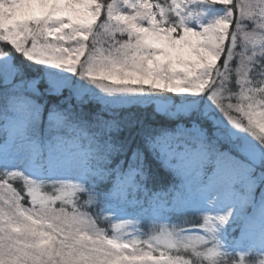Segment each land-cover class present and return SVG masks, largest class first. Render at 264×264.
<instances>
[{"label": "snow or ice", "instance_id": "obj_1", "mask_svg": "<svg viewBox=\"0 0 264 264\" xmlns=\"http://www.w3.org/2000/svg\"><path fill=\"white\" fill-rule=\"evenodd\" d=\"M204 5H222L224 15L205 25L200 22ZM0 42L9 48L8 53L0 51L5 86L0 108V264H188L181 254L188 252L202 264H221L236 254L226 250L224 238L236 213L234 185L264 183V171L255 176L257 167L264 169V0H0ZM17 53L47 69L62 70L41 77H58L61 92L68 79L63 74H76L100 90L95 98L107 109L116 107V101L132 105L162 99L167 102L157 111L188 122L170 129H137L142 147L132 152L127 167L115 162L127 153L117 136L125 126L122 121H102L93 130L88 120L54 107L43 138L42 106L32 98L39 94V83L24 79ZM230 80L239 92L236 103L225 105L222 92L229 91ZM153 93L182 95L177 102ZM74 94L83 100L93 92L82 83ZM128 127L136 128V123ZM83 140L88 141L86 148ZM220 142L231 144L242 159L221 151ZM146 153L182 182L170 199L149 200L151 211H141L145 218L160 221L168 213L209 209L216 214L203 215L199 228L163 225L141 240L119 231L109 236L80 211L77 197L85 194L86 203L102 201L121 219L120 205L131 203L129 196L144 187ZM10 158L23 166L9 165L5 161ZM207 173L213 181L204 186L208 194L194 200L184 191L188 179ZM17 180L31 207L21 203L25 197L11 182ZM47 182L55 194L43 190ZM102 185L106 189L97 191ZM125 225L134 226L122 221L115 228ZM252 256L242 250L237 260L246 264Z\"/></svg>", "mask_w": 264, "mask_h": 264}, {"label": "rangeland", "instance_id": "obj_2", "mask_svg": "<svg viewBox=\"0 0 264 264\" xmlns=\"http://www.w3.org/2000/svg\"><path fill=\"white\" fill-rule=\"evenodd\" d=\"M165 1L167 2L164 3V2H160L159 0H152L154 4L155 3H161V4L171 3V0H165ZM101 2L110 3L111 0H101ZM222 9H223L222 5H215V6L204 5V14L201 17L200 22L205 25L208 23H211L217 17L224 15V12L222 11ZM195 10H198V9H195ZM100 20L101 21L103 20V16L100 18ZM123 38H126V37L117 36V39H123ZM104 46L106 47L107 45L105 44ZM0 51H3L4 53L9 52V48L5 46V42H0ZM83 59L84 57H81V60ZM16 62L22 63V74L24 76V79L38 80L39 94L34 95L32 98L41 104L42 116H43V111H44V105L40 101L41 97L48 96V94H55V93L62 94L63 91H65V94L60 95V97H63V100L64 99H67L70 101L75 100L79 103L81 102L87 103L89 101H92L93 105L96 104L97 106H103L105 109H107L105 105L103 104V101L95 98V93H99L100 90L96 89L95 86L90 84V82L87 80H84L83 82H81V77H79L78 75L64 73L63 76L67 77L68 79L66 82L63 83V91L61 92L60 91L61 82L58 77L49 76L47 81L41 79V77L44 72L56 73L62 70L47 69L48 66L36 64L34 61H26V58L21 57L19 53L16 54ZM24 67L27 68L26 71H23ZM82 83H84L85 85H88V87L92 89L93 95L84 96L83 100H80V99H77V96L74 94V92L82 89ZM4 91H5L4 83L2 80H0V92L4 93ZM225 92L226 91L222 92V97H224ZM67 93L71 94L69 98L66 95ZM152 95H166L169 98L179 102L178 100L179 96L182 94L180 93H159V94L153 93ZM166 102L167 101L162 100V99H153V100L136 101L132 105L141 107L142 110L143 108H149L151 106H154V108L157 109V107L163 105ZM112 103L116 105V107L110 109L113 111L119 108L122 109L123 111V110H126L125 108L132 106V105H124V102H119V101L112 102ZM224 103L226 105L228 104V102L226 101H224ZM235 103H236V99H235ZM231 114L233 116H238V114L234 110L231 111ZM47 117H48V114H47ZM180 119L187 121L182 116H180ZM41 129L42 127L40 128V133H41ZM87 144L88 142L85 141L84 143L85 148L87 147ZM219 149L223 151L221 148ZM231 154L233 156H236L237 159H242V157L238 155L237 153L231 152ZM5 162L8 163L9 165L23 166L22 162L15 158L7 159ZM192 166L194 167V165ZM262 171H264V169L257 167L255 170V176L259 177ZM209 176H210V173H207L206 175L200 177L199 180H195V178L193 179L189 178L188 185L184 189L185 193L189 195L191 198H193L194 200H199V199L204 198L208 194V189L205 188L204 186L205 185L211 186V184L213 183V181L210 179ZM47 183L49 186L45 188L50 187V189L46 190L44 188L43 190L47 192L48 194H55V189H53L50 186L51 182H47ZM234 188L236 189V191L234 193L233 203L236 205V213L230 225L227 226V230L224 235L226 250L229 251L230 253L235 252L236 253L235 256L237 258L239 256V252L242 250L250 251L252 255L258 257L259 256L258 253L264 250V186L262 185V182L257 180L254 184L251 185V187H249L247 184H236L234 185ZM25 195H26V190H25ZM87 197H88L87 195L83 197V194L77 197V207L80 209V211L86 214L88 213L86 211V208L89 209L91 207V204H89L91 202L86 203V201H88ZM154 197H158L157 194L150 195L149 200L153 199ZM245 197H247L246 200H245ZM21 203L25 206L23 201H21ZM57 203L60 204V202H57ZM29 205L30 206H25V207H31V203ZM125 205L126 204L120 205L121 211H122V213L120 214L121 219L114 218V213L107 208L108 211L105 212L106 217L104 216V218L107 220V223L105 224V227L104 226L99 227L103 229L107 235L111 236L115 232L119 231L122 236H128L134 233L141 240H147L149 239L150 236L154 235L157 231H159V228L163 225H167L169 229L173 227L177 229L184 228L185 230L190 229V228H199V225L203 223V215L205 214L215 215L216 214L215 211H212L211 209H209L206 213L200 212V211H190V212L196 213L199 217L197 221L198 224L191 225V226L179 227L178 224L174 223L173 221L172 222L169 221L168 218L164 220H160V221H153L150 219V222L147 223L146 226H144L143 225L144 216L141 215L139 212H133V211L131 212V210L127 209ZM65 206L68 208L69 211H71V205H65ZM122 221H132L134 226L125 225L123 229L117 230L115 228V225L122 223ZM248 225H251L249 229L251 233L250 236L247 235L248 233L247 231L246 233H241L240 231L244 228H247ZM200 232L201 234H203L202 229L200 230ZM181 254L184 255L186 259H192V256L190 253H181ZM229 256H231V254ZM227 257H224V258H227ZM246 264H248L247 260H246Z\"/></svg>", "mask_w": 264, "mask_h": 264}, {"label": "trees", "instance_id": "obj_3", "mask_svg": "<svg viewBox=\"0 0 264 264\" xmlns=\"http://www.w3.org/2000/svg\"><path fill=\"white\" fill-rule=\"evenodd\" d=\"M160 2L166 3L165 0H159ZM223 63V57L219 61V64ZM235 65H233V68ZM227 88L231 92L233 98L231 100L228 99L229 91H226L224 94L223 102L226 101L228 103H235V95L239 92V86L234 83L233 80H230V82L227 85ZM62 94H65V91L62 92ZM59 93L55 94H48V96L41 97L40 101L44 105V111L42 116V121L40 123L41 129V136L43 138H47V123H48V111L54 107L65 109L68 113L74 115L75 117L83 118L88 120L93 130H97L100 126L102 121L106 120H119L124 123L123 130L117 134L118 138L124 142V144L127 146V153L116 157L115 162L122 161L125 163V167H127V162L129 158L131 157L132 152L138 148L142 147V137L137 131V129L147 125L150 126L153 129H163V128H173L176 124L180 122L187 123V121L180 119V116L176 117H170L168 115H165L159 111H157L154 106H151L149 108H142L137 106H129L128 108H125L126 110L122 109H105L103 106H97L96 104L93 105L92 101H89L87 103L84 102H77L75 100H67L63 97H60ZM3 92H0V108L3 107ZM68 98L71 96L70 93L66 94ZM225 104V103H224ZM226 105V104H225ZM139 108V109H138ZM112 112V113H110ZM130 122L136 123V128H130L128 127V124ZM3 124L4 121L2 118H0V142H3L4 139V132H3ZM87 140H83V144ZM88 142V141H87ZM219 148H221L223 151H231L234 153H237L240 155L238 151L234 147H232L231 144L227 142H220ZM146 161H145V170L147 171V179L143 181L144 187L141 188V190L133 192L129 196V201L131 203L126 204L125 206L127 209H130L131 212H139L141 215L142 212L148 213L151 211V209L148 208V201L149 197L152 194H157L159 199H170L171 195L174 193V190H176L179 185L181 184V177L177 176V174L169 169L168 167L162 165L160 161L154 159L150 153H146ZM241 156V155H240ZM242 157V156H241ZM13 183V187L17 189V191L21 192V195H23L25 198L22 200L25 206H30V199L25 195V190H23V183L22 181H11ZM264 186V184L262 183ZM107 185H102L100 188L97 189V191H104L106 189ZM262 187V186H261ZM46 190H49L50 187L45 188ZM146 189V190H145ZM83 197L85 195L83 194ZM88 198V197H87ZM88 200V199H87ZM134 200V201H133ZM137 201H139L140 205L137 204ZM91 207L88 209L86 208V211L97 223V226H104L107 223V220L104 218L106 215L107 207L102 201H92ZM57 207H60L61 205L57 203ZM106 217V216H105ZM167 218L169 221H173L174 223L178 224L179 227L183 226H191L198 224V215L193 212H186L182 214L178 213H168ZM176 221V222H175ZM150 222V219H147L143 217V225L146 226L147 223ZM257 256L252 257H246L247 261L256 259ZM229 258V259H228ZM230 261V264H234V262L238 259L235 255H231L227 258ZM206 264V262H204Z\"/></svg>", "mask_w": 264, "mask_h": 264}, {"label": "clouds", "instance_id": "obj_4", "mask_svg": "<svg viewBox=\"0 0 264 264\" xmlns=\"http://www.w3.org/2000/svg\"><path fill=\"white\" fill-rule=\"evenodd\" d=\"M188 253L192 256V259H188V264H202V261L194 254L191 252ZM221 264H230V261L228 259H222ZM234 264H239L238 260H236ZM248 264H264V255H259L256 259L248 261Z\"/></svg>", "mask_w": 264, "mask_h": 264}]
</instances>
